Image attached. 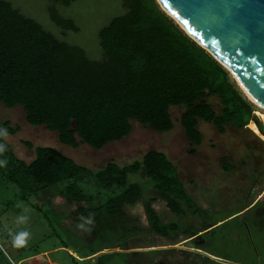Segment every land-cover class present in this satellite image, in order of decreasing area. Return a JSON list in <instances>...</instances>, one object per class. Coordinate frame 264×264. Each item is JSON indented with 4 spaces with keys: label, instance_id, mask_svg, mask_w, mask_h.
Masks as SVG:
<instances>
[{
    "label": "trees",
    "instance_id": "obj_1",
    "mask_svg": "<svg viewBox=\"0 0 264 264\" xmlns=\"http://www.w3.org/2000/svg\"><path fill=\"white\" fill-rule=\"evenodd\" d=\"M49 1L68 6L76 0ZM122 4L127 12L99 32L105 58L93 61L81 47L56 39L10 2L0 0V103L21 106L28 125L45 126L58 134L61 144L73 148L79 141L94 149L120 142L130 134L132 120L156 132L170 131V108L177 106H185L180 125L192 147L202 143L199 121L214 125L220 134L228 125L237 130L250 125L255 109L229 71L156 0H123ZM48 12L59 28L79 31L53 6ZM212 96L220 99L219 114L208 102ZM14 132L8 122L0 124V173L18 188L23 200L39 199L44 190L59 188L70 199L91 201L93 196L80 186L90 180L97 190L112 195L103 204L81 207V214L117 212L120 203L141 196V187L129 182V175L144 171L173 214L181 213V201L195 208L177 168L162 152H147L125 166L110 162L92 172L45 146L34 147L31 162L18 158L4 144L5 134ZM223 166L231 170L226 158ZM149 217L156 234L167 236L177 229L175 224L161 225L151 210Z\"/></svg>",
    "mask_w": 264,
    "mask_h": 264
},
{
    "label": "rangeland",
    "instance_id": "obj_2",
    "mask_svg": "<svg viewBox=\"0 0 264 264\" xmlns=\"http://www.w3.org/2000/svg\"><path fill=\"white\" fill-rule=\"evenodd\" d=\"M6 1L56 39L84 49L93 61L105 58L99 42L100 30L127 12L123 0H76L68 6L49 0ZM50 6L63 18L72 19L79 31H65L56 26L49 18ZM230 75L253 105V120L247 130L229 127L225 134H220L212 124L199 123L203 140L196 154H190L191 145L179 121L185 106L170 108L173 121L170 131L156 132L132 120L131 132L126 138L111 142L103 149H94L80 141L76 148L63 145L56 132L45 126L28 125L21 106L9 108L0 103V124L8 122L15 129L13 134H5L4 144L18 158L31 162L35 158L34 147L45 146L96 172L110 162L125 166L140 160L147 152H162L180 172L186 191L198 208L195 216H177L165 206L154 210L151 198L158 193L144 171L129 175V182L141 187L139 198L120 203L117 212L101 211L96 215H83L80 208L103 204L112 191L101 192L90 180L80 186L93 196L91 201L70 199L59 188L44 190L39 199L28 196L23 200L18 188L0 173V264H48V259L54 264H171L172 251L149 248L162 243L152 229L149 210L161 225L176 224L183 232L225 219L199 239L203 248L223 257L219 260L222 262L215 264H264V224L253 223V216L264 210V199L251 212L226 219L244 204V197L248 195L247 180L253 175V168L264 170V142L258 141H264V108L252 102ZM208 102L218 114L221 112L218 97H208ZM223 157L236 166L229 176L222 170ZM241 163L248 165L243 175H239L243 171L238 168ZM18 232L28 233L23 246L12 244V237ZM68 250L91 257L79 260Z\"/></svg>",
    "mask_w": 264,
    "mask_h": 264
},
{
    "label": "water",
    "instance_id": "obj_3",
    "mask_svg": "<svg viewBox=\"0 0 264 264\" xmlns=\"http://www.w3.org/2000/svg\"><path fill=\"white\" fill-rule=\"evenodd\" d=\"M264 108V0H156Z\"/></svg>",
    "mask_w": 264,
    "mask_h": 264
},
{
    "label": "crops",
    "instance_id": "obj_4",
    "mask_svg": "<svg viewBox=\"0 0 264 264\" xmlns=\"http://www.w3.org/2000/svg\"><path fill=\"white\" fill-rule=\"evenodd\" d=\"M179 121H180V119H179ZM201 122L202 121H199V123H201ZM229 127H232L234 130H237L234 128L233 125H228L226 127V130ZM246 128H248V126ZM246 128L242 129L241 131L247 130ZM186 138H187V136H186ZM256 139H258V138H256ZM187 140H188V138H187ZM202 140H203V135H202ZM258 141H259V143L264 142L262 139H261V141H260V139H258ZM189 144H190V142H189ZM199 146H193V147L191 146L190 148L195 149V151H196L195 154H196L197 148ZM223 158H226V157H223ZM223 158H222V170L224 173H226L229 176V173L232 174L235 172V171H233V169L236 166H234L228 162L231 166V170H226L223 166ZM227 161H228V159H227ZM247 167H248L247 164L241 163L240 166H238V168L243 169V171L241 173H239V175H241V174L243 175L244 169H246ZM253 169L254 170H252V171L254 173L250 171L251 173H253V175L249 178V180H247L248 181L247 182L248 195H246L244 197V199H245L244 204L242 205V207L237 212L233 213L232 215H230L226 219H228V218H230L236 214H242L244 212H246V213L251 212L264 199V170L259 169V167L258 168L254 167ZM178 173H179L180 180L184 185L185 181L183 182V179H182L179 171H178ZM242 179H245V178H242ZM193 183H195V182L192 181L191 184L193 185ZM249 183H250V185H249ZM184 188H185V185H184ZM185 191H186V188H185ZM186 194H187L188 198L190 200H192L190 198V196L188 195L187 191H186ZM158 201L160 203L156 204ZM192 201L195 203L194 200H192ZM151 203H152L151 205L154 207V210H156V208L160 207V206H165L167 208V210H169L166 202L164 200L160 199L158 194H156V196H153V198H151ZM160 204H162V205H160ZM196 211H198V208H196V203H195V208L190 209L184 201H181V213L174 214V215H177V216H186V215L195 216ZM262 214L264 215V210H261L257 214H255V216H253L254 217L253 223L256 222L257 224H264V220L262 219V216H263ZM257 219H258V221H256ZM224 220H219V221H217L215 223H211L207 226L197 228V229H193V230H189V231H185V232H183L181 227H178L175 224L177 226V229L175 231L170 232L167 236L159 235L162 243H159L157 245H151L149 248H153V249L159 248L158 249L159 251H164V252H167V251L171 252L172 251L173 252V259H172L173 264H202L201 262L215 264V263L222 262L219 260H221V259L223 260V257H221L220 255H218L214 252H211L208 249L203 248L200 245L199 239L204 237L206 232L210 228H212L213 226L217 225L218 223H220L221 221H224ZM68 251H69V253L73 254V256H76V258H78L79 260L83 259L84 261H86L87 258L91 257V255L78 256V255H75V253H73L71 250H68ZM33 259H36V257H34ZM22 261L23 260H20V262H22ZM48 264H54V263L51 262L50 259H48Z\"/></svg>",
    "mask_w": 264,
    "mask_h": 264
},
{
    "label": "clouds",
    "instance_id": "obj_5",
    "mask_svg": "<svg viewBox=\"0 0 264 264\" xmlns=\"http://www.w3.org/2000/svg\"><path fill=\"white\" fill-rule=\"evenodd\" d=\"M27 232H18L12 237L13 246H23L25 243V238L27 237Z\"/></svg>",
    "mask_w": 264,
    "mask_h": 264
},
{
    "label": "bare ground",
    "instance_id": "obj_6",
    "mask_svg": "<svg viewBox=\"0 0 264 264\" xmlns=\"http://www.w3.org/2000/svg\"><path fill=\"white\" fill-rule=\"evenodd\" d=\"M242 90H243V92L245 93V95L252 101V102H254L253 100H252V98L246 93V91L243 89V87H240ZM254 103H256V102H254ZM257 104V103H256ZM258 105V104H257ZM260 106V105H259ZM261 107V106H260ZM261 108H263V107H261Z\"/></svg>",
    "mask_w": 264,
    "mask_h": 264
}]
</instances>
